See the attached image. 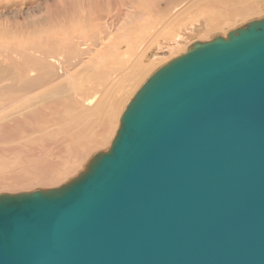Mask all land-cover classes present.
<instances>
[{
    "label": "water",
    "instance_id": "water-1",
    "mask_svg": "<svg viewBox=\"0 0 264 264\" xmlns=\"http://www.w3.org/2000/svg\"><path fill=\"white\" fill-rule=\"evenodd\" d=\"M0 264H264V18L155 72L75 179L0 195Z\"/></svg>",
    "mask_w": 264,
    "mask_h": 264
},
{
    "label": "bare ground",
    "instance_id": "bare-ground-1",
    "mask_svg": "<svg viewBox=\"0 0 264 264\" xmlns=\"http://www.w3.org/2000/svg\"><path fill=\"white\" fill-rule=\"evenodd\" d=\"M85 1H88L86 4L88 6V8L85 9L89 12V15L86 17V19L88 21L87 22L82 21V23L80 24L81 21H79V18H78V21H79V23H78L79 26H77L78 28L74 27L75 25H73V24L75 22H73L69 17L70 13H72V11L74 9L72 7L71 8L69 7L68 9L66 7L65 8L61 7L62 10L59 8L60 9V15L56 18L55 21L53 20L54 23H51V21L49 22L51 27L59 25V30L57 31L58 36L55 35V37L57 36L56 38L53 37V38L49 39L45 35L47 38L44 37V38H46V41L44 44V49L42 48L43 45L41 47H39L40 45L34 46L35 44H33V45L32 44H25V43H23V45L18 44L19 46H21V47H18L19 50L21 51V49H23V53L25 56L28 53L29 55L35 57L36 53H38V56L36 55L37 60L36 61L34 60L35 62L34 61L29 62L30 63V64L28 63L29 66H27L28 65L27 63L26 64L23 63L28 68L26 67L27 69L24 72V76H25L24 78H23L22 73L20 72L21 73L20 77L22 76V78H23V80L21 79L22 81L19 78V70H20L19 68H21V66L20 67L18 66L19 68L17 69V65L15 66L14 63L13 64H5V63H7V62H4L7 60L6 58H5V60H3L4 65H0V129L2 128L6 132V131H8L7 129L9 127L12 128V126H13L15 129V126L17 125L19 129L16 127L15 131L19 132V134H20V131H21V133H24L23 129H25L24 131H26L25 126H27V128H28L27 131L28 132L30 131L33 134L37 130L36 127H39V125H40V129H41L40 134H45V135L48 134V135H46V136H49L48 138L52 137L51 138L52 143L51 142H49V143H51L53 145V142H54V144H55V142H60L63 145V147H62L63 150H61V153L64 154L63 159L61 160V162L63 164L71 158H79L80 156L85 155L87 153V151L92 149V148H94V150H92V152H95L96 154L101 153L100 151L102 148H106V150H103L104 152H106L109 149V147H110V145H111V143L115 137L116 131L118 130V127L120 124V118H121L123 111L127 107L128 103L133 99V97L138 92V90L142 87V85L145 82H147L148 79L155 72H157L158 70H160L164 66L168 65L173 60H175V59L181 57L182 55H184L185 53H187L188 49L194 43H208V42H210L216 38L226 39L227 35H225V34H228V32L225 34H222V32H223L222 29L217 26L220 22H218L215 19H217L218 14H220L222 11H223V14H225V12H227L228 10L230 12L231 10L233 11L234 8H236V7H233V5L230 8L229 7L230 5L229 6L227 5V4H229L230 0H226L228 3H226V1L224 0L225 4L223 1L222 2L217 1L216 6H214V7H217V9L211 8V6L209 8L202 9V11L205 12V14H210L208 17H210V20H214L216 23H213L210 26V20L208 19V17L204 16V17H200V18L196 19L189 26H184V27L179 28L178 31H175L174 34L170 38H168L166 40H162L155 45L156 47L154 49L156 50V52H155L154 57H153L155 61L148 62V61H146V54H147L148 50L150 49V47L147 46V43L149 41L150 36L156 34L159 31V29H162V27L169 20L167 22H163V23L159 22L156 24H150L149 18L151 16H149V18L146 21L141 22V24L138 25L139 28H136L135 24H133V26H131L130 31H129L131 33L125 32L126 33L125 34L124 32H122V33H124V35H123L124 38H123V40H121V42L119 44L112 43L109 45V44H105V41H108L105 39L109 36H108V34H107V37H106V35H104L107 32L109 33V31H108L109 27H106V26L100 27L101 22H99L100 24L98 23V21H99L98 16H95V14L92 12L96 9L102 10L104 5H106V2H104L105 3L104 4L102 0H82L81 6L84 5ZM124 1H123V5H124ZM167 2L169 3L170 1H167ZM178 2H180V0ZM231 2L234 3V0H232ZM116 3H118V2H116ZM165 3H163V4L166 5L167 3L166 4ZM181 3H180V5H181ZM240 3H242V2H240ZM63 4H65V3H63ZM112 4L115 5L114 2ZM86 5H84V8H86L85 7ZM107 5H108V3H107ZM174 5H172V6H174ZM180 5H179V7H180ZM59 6H61V5H59ZM72 6H73V4H72ZM129 6H131V4H129ZM167 6H168V4H167ZM117 7L115 6L116 10H118ZM163 7H165V6H163ZM84 8H81V9L83 10ZM59 9H57V10H59ZM70 9H73V10H70ZM79 10H80V8H79ZM103 10H105V8ZM131 10H133V9H131ZM135 10H137V9H135ZM164 10H167V9L165 8ZM177 10H178V8H177ZM87 11H86V13H87ZM118 11H120V10H118ZM138 11H136V12L138 13ZM75 12L77 13V11H75ZM112 12H115V11H112ZM82 13H83V11H82ZM105 13H107V12H105ZM139 13H138V15H139ZM142 13L140 15L145 14V12L143 14ZM66 14H67V16H66ZM114 14L112 13L111 16H114ZM117 14L122 17L121 13H117ZM122 14L124 16V13H122ZM148 14H151L150 11ZM170 14H171V12H170ZM100 15L101 14H99V16ZM73 16H72V18H73ZM132 16L134 17V15H132ZM101 17L102 16H100V18ZM68 18H69V21H68ZM114 18H115V16H114ZM76 19H77V17H76ZM105 19L106 18L104 16V19L101 18V21H104ZM80 20H84V19L81 18ZM113 20H112V22H113ZM117 20L118 19H116V21ZM45 22H44V24H45ZM126 22H127V20H126ZM172 22H173V20H172ZM83 23H87L85 25V28H83L84 27ZM104 23H105V21H104ZM113 23L115 24V22H113ZM116 23L118 24V22H116ZM119 23H120V21H119ZM127 23H130V21ZM66 26H69L70 30H66L65 29ZM118 26H120V25H118ZM44 27L46 28L47 26L44 25ZM165 28H167V26L164 27L163 31H161L159 33L161 36H163V34H165L167 32ZM117 30H118V28H117ZM235 30H237V29H235ZM54 31H55V29H54ZM113 31H115V30H113ZM113 31H111L112 35L114 33ZM49 32H51V31L49 30ZM113 36H115V33ZM112 38H114V37H112ZM113 41H114V39H113ZM13 49H15V48H13ZM17 51L15 50L16 57L19 54L18 52H20V51H18V52ZM6 52H8V49ZM91 52H94L93 53L94 55L92 54L93 56H90ZM8 53H10V52H8ZM163 53L164 54L168 53L170 55L173 53L174 56L173 57L171 56L172 58L170 60L165 59V60L161 61L162 65L159 64V66H157V64L155 62H158L160 55ZM11 55L13 57V54H11ZM84 56H86L84 58V61L87 60L88 65L82 64V66H81L80 63H84V61L82 62V59H83L82 57H84ZM14 57H15V55H14ZM9 59H10V57H9ZM15 59H17V58H15ZM13 61L14 60H12V62ZM29 61H30V58H29ZM18 65H20V64L18 63ZM154 65L157 66V67L155 66L156 69L153 68ZM151 69L153 71H151L152 73L150 74L149 71ZM147 73H149V74H147ZM145 74H146V76L148 75V77L144 76ZM142 76L144 77L145 81H142V83L139 84L141 82L140 78ZM127 94L129 96H127ZM125 97L126 98L128 97V98L125 100ZM37 114L40 117H34V116H37ZM115 114H117V116ZM42 115L44 116L43 117L44 119L42 118L40 121V119H38V118H41ZM114 115L116 117H118L117 121L115 120L116 118ZM30 116H33L34 118H36L35 120L32 119V121H35V122L39 121L41 123L38 126H37V124L32 123V121H30L31 120ZM26 119H28L29 122ZM113 119L115 121L114 123L116 124V126L114 128L112 125V128L114 129L112 137L110 139H106L105 133H106L108 128L111 129V127L109 125ZM23 120H25L26 122L24 121L25 122L24 123ZM9 123L11 125H8ZM23 123L25 124V126ZM20 124L22 126L19 127ZM34 124L36 125V127H34V129L35 128L36 129L34 130L32 128L34 131H31L30 128L33 127ZM5 125L8 126L7 129L5 128V127H7ZM29 125L30 126L32 125V126L30 127ZM2 126H4V127H2ZM95 127L98 128V131H94ZM10 128H9V130H11ZM50 128H51V130H50V132H48L47 130H49ZM14 129L12 128L13 131H14ZM13 131H11V132H13ZM1 132L3 133V131H1ZM5 132H4V134H5ZM17 132H16V134H14L15 132H13L11 134H9V132H6V136H7V133L11 136L17 135L19 137V138L17 137V143L14 141L12 143V141L10 140L14 136L13 137L9 136L10 139H7V140H10V142L6 141V139H3L4 141L2 139L1 140L4 142V144L8 142L7 144L16 143L18 145V139H19L20 143H22V142L24 143V140L21 142V138H22L21 136L23 135V139H25L24 138V137H26V136H24L25 133L19 135ZM31 133L25 134V135L30 134L29 140H28V138H26L28 140L27 144L29 142L31 143V138L35 139L34 135H31ZM31 136H33V137H31ZM27 137H29V136L27 135ZM12 140H14V139H12ZM33 142L34 141H32V143ZM43 143H44V140H43ZM46 144H44V145L46 146ZM104 144H105V147H104ZM23 145L26 146L25 143ZM44 145H42V147H44ZM56 145H57V143H56ZM5 146H8V145L5 144L4 149H6ZM9 146L11 147V145H9ZM12 146L15 147L14 145H12ZM10 147H7V148H10ZM13 147L10 149L14 150ZM16 147L18 148V146H16ZM34 147H35V145H34ZM51 147L52 146H50V147L48 146L47 150L51 151V150H49V148H51ZM54 147H56V146H53V148ZM57 147H58V145H57ZM29 148H28V153L26 151L22 150V153L25 155H23L21 153L20 154L23 156H26V158H28L27 157L28 155L34 154L35 152L32 150L33 148L31 149L32 151H30V152H29ZM19 150H20V148H19ZM54 150H55V148H54ZM6 151H7V149H6ZM6 151H5V153H6ZM17 151H18V149H17ZM8 152L10 153L9 150H8ZM92 152H91V154H92ZM26 153H27V155H26ZM58 154H59V151H58ZM91 154L89 157H86L84 159V161L80 164L79 168L77 170H75L76 172H74L73 174L71 172L72 175L69 173L70 175H67V178H64L65 179L64 181H67V179H68V181L63 183L62 185H64V184L68 183L69 181L75 179L81 172L84 171L81 168L82 167H84V169L86 168L91 157L93 156ZM21 155H20L21 158H18V160H20V162H17V164L21 163V161H23ZM31 156L33 157V155H31ZM31 156H29V157H31ZM26 158H25V160H26L25 165L27 163L29 164V165H26V167L28 166V167L33 169V170L31 169L30 171H29V169H27L29 171V173H31V177L25 178L27 176L26 173H25L26 175L25 174L22 175V171H23L22 168H24L23 167L24 165L21 166L22 168L17 166L16 168L21 169V170L20 169L19 170L17 169V170L20 171L21 175H19V176H22V177H19V176L17 177L18 173L16 172L14 174L16 176L15 179H13L14 175H12V180L10 181L11 183L7 184V185L5 183H3L5 180L3 181L0 179L1 180L0 181V188H2V187L11 188V187L20 186V189H21L22 187H25V186L33 185L34 187H36L37 185H39L38 187H42V188H39L40 190H51V189H56V188L60 187V186H58L56 188L55 187L53 188V186H55L57 184L56 178L59 174V173H57V170H58L57 167H59V165H60V168L62 169L64 167H66V165H61L62 163L60 162L61 163L60 164L57 161L56 162L57 164L55 163L57 165V167L55 166L56 168L54 169L51 167L53 165H51V164L48 165L47 163L42 164L41 160H38V162L36 163V161L33 158H32V160L34 162L30 161L29 158L28 159H26ZM58 158H60V156ZM38 159H39V157H38ZM41 159H43V158L41 157ZM21 164H24V162H22ZM7 165L8 164L1 166V169H3V170H0V174L7 169ZM77 165H79V163ZM14 167H15V165L11 168H14ZM11 168H9V170ZM69 170H71V169H69ZM13 171H15V170H12V172L9 171L10 174H13ZM3 174L4 173H2L1 175H3ZM7 174L5 173L4 176ZM1 175H0V178H1ZM7 176L9 177L11 175L8 174ZM71 177H73V178H71ZM58 180H60V179L58 178ZM62 181H60V182H62ZM34 187H32V189H34ZM27 190L30 191V189H24L22 191H24L23 193H25V191H27ZM13 191L7 189V191H5V192L1 191L0 195H3V194H6V195L19 194V193H15L16 191H14V193H13ZM22 191L20 193H22ZM34 191H36V190H34ZM26 193H29V192H26Z\"/></svg>",
    "mask_w": 264,
    "mask_h": 264
},
{
    "label": "rangeland",
    "instance_id": "rangeland-1",
    "mask_svg": "<svg viewBox=\"0 0 264 264\" xmlns=\"http://www.w3.org/2000/svg\"><path fill=\"white\" fill-rule=\"evenodd\" d=\"M102 1H103V3L106 2V5H104V7L102 8V10H99V9L98 10L97 9L94 10L93 9L95 12L94 11H92V12L95 14V16H98V18H99L98 23L101 22V24L99 23L100 24V27H103V26L109 27V29H108L109 33L107 32L106 34H104V35H106V37H107V34L109 36V37H107L108 39L105 37L106 38L105 40H108V41H105V44H109V45L112 44V43L119 44L121 42V40H123V38H124L123 37L124 33L125 32L128 33L130 31L131 26H133V24H135L136 28H139L138 25L141 24V22L146 21L149 18V16H151L149 18L150 24H156V23H159V22L160 23L161 22L163 23V22H167L169 20L162 27V29H159V31L156 34L150 36L149 41L147 43V46H149L150 49L148 50V52L146 54V61H148V62L155 61L153 57H154V54H155L156 50L154 48L156 47L155 45L158 42L170 38L174 34L175 31H178L179 28L184 27V26L191 25L196 19H198L200 17H204V16L208 17L210 14H205V12H203L202 9L209 8L210 6H211V8H216L217 9V7H214V6H216L217 1H220V2L223 1L224 2V0H180V2H178L179 0H166V1L165 0H125V1L124 0H117V1L116 0L115 1L114 0H102ZM123 1H124V5L125 6L123 5ZM164 1L168 4V6H167V4ZM167 1H170V2L168 3ZM231 1L232 0H230L229 1V4H227V5L228 6L230 5L229 6L230 8H231L232 5H233V7H236V8H234V10L233 11L231 10L230 12L228 10L227 12H225V14H223V11H222L220 14H218L217 19H215L218 22H220L217 26L219 28H221L222 31L224 32V33L222 32V34H225L227 32L229 33L231 31H234L235 29H239V28L244 27L245 25H247L248 23H250L252 21H258V20H261V19L264 18V0H240V1L239 0H234V3H232ZM87 2L88 1H85L84 5H86ZM113 2H114L115 5L112 4ZM116 2H118V3H116ZM240 2H242V3H240ZM63 3H65V4H63ZM81 3H82V0H68V1L67 0H59V1L58 0H0V65H4V62H7L5 64H13L14 63L15 66L17 65V69L21 66V68H19L20 69L19 70V78H20V80L21 79L23 80V78L25 77L24 76V72L28 68L27 66H29V64H30L29 62H32L34 60L36 61L37 60L38 53H36L37 56L35 55V57L29 55L28 53H27L28 55L26 54V56H25L24 53H23V49H21V51L19 50L18 47H21V46H19L18 44H20V45H23V43H25V44H32V45L35 44L34 46H36V45L39 46L40 45L39 47H41L43 45L42 48L44 49V44H45V41H46V38L47 37L49 39H51V38L55 37V35L58 36L57 31L59 30V25L58 26L51 27V25H50L49 22L51 21V23H54L53 20L55 21L56 18L60 15V9L62 10L63 7L64 8L66 7L67 9L69 7L70 8L72 7L74 9V10L73 9H70V10H73V11L69 15L70 19L73 22H75L73 24V25H75L74 27L79 26V24H78L79 21H81L80 24L82 23V21L83 22H87L88 20L86 19V17L89 15V12L87 10H85V9H87L88 6L86 5L85 6L86 8H84V5L81 6ZM107 3H108V5H107ZM163 3H165L166 5H164ZM180 3H181V5H180ZM226 3H228V2L226 1ZM72 4H73V6H72ZM129 4H131V6H129ZM224 4H225V2H224ZM59 5H61V6H59ZM172 5H174V6H172ZM179 5H180V7H179ZM115 6L116 7L118 6L117 7L118 10H120V11L122 10V11L120 12V11L116 10ZM163 6H165V7H163ZM79 8H80L81 11L79 10ZM81 8H84V9L82 10ZM104 8H105V10H103ZM134 8L137 9V10H135ZM165 8L167 10H164ZM177 8H178V10H177ZM57 9H59V10H57ZM131 9H133L134 11L131 10ZM75 11H77V13ZM82 11H83V13H82ZM86 11H87V13H86ZM112 11H115V12H112ZM136 11H138V13L140 12L139 15H138V13ZM149 11H150L151 14H148ZM105 12H107V13H105ZM111 12L113 14L115 13L114 14L115 18H114V16H111L112 15ZM142 12L143 13L145 12V14H143ZM170 12H171V14H170ZM117 13H121L122 17L120 15H118ZM122 13H124V16H123ZM141 13L143 15H140ZM67 14H66V16H67ZM99 14H101L100 16H102L101 18H103V19H104V16H105V18L108 21L106 19L104 20L105 23H104V21H101V18L99 16ZM131 14L134 15V17ZM72 16H73V18H72ZM76 17H77V19H76ZM78 18H79V21H78ZM81 18L84 19V20H80ZM116 19H118V20L116 21ZM208 19L210 20V17H208ZM112 20H113V22H115V24L112 22ZM126 20H127V22L130 21V23L132 25L130 23H127ZM172 20H173V22H172ZM68 21H69V18H68ZM119 21H120V23H119ZM44 22H45V24H44ZM116 22H118V24ZM213 23H216V22L214 20H210V26ZM83 24H84V27L83 28H85V25L87 23H83ZM44 25L47 26V27L45 28ZM118 25H120V26H118ZM166 26H167V28H165V29H166L167 32L165 34H163V36H161L159 33L161 31H163L164 27H166ZM69 28H70L69 26H66L65 29L66 30H70ZM117 28H118V30H117ZM54 29H55L56 32L54 31ZM49 30L51 32H49ZM110 30L111 31L115 30V31H113L115 33V36H113L114 33L112 35V33H111ZM122 32H124V33H122ZM129 33H131V32H129ZM225 35H227V34H225ZM44 37H46V38H44ZM112 37H114V38H112ZM113 39H114L115 42L113 41ZM13 48H15V49H13ZM7 49H8V52H10V53L6 52ZM15 50L16 51L17 50L20 51V52L17 51L19 54L21 53L20 55L17 53L18 54L17 57H16V54H15L16 53ZM93 53L94 52H91L90 56H93L94 55ZM11 54H13V57H12ZM14 55H15V57H14ZM171 56L172 57L174 56L173 53L171 55L168 54V53H165V54L163 53V54L160 55V58H159L160 60L158 59V62L159 63L158 62H155V63L157 64V66H159V64L162 65V62L161 61H163L165 59L170 60L172 58ZM9 57H10V59H9ZM85 57L86 56L82 57L83 58L82 59V62L84 61V58ZM5 58L7 60L3 62V60H5ZM15 58H17V59H15ZM29 58H30V61H29ZM11 59L14 60V61L12 62ZM17 62L20 65H18ZM23 63H25V64L26 63L27 64L29 63V64L27 66H25ZM80 64H81V66H82V64L88 65L87 60H85L84 63H80ZM155 66L156 65H154L153 68L156 69L157 66L156 67ZM152 69L149 71L150 74L152 73L151 71L154 70V69L153 70ZM20 72L22 73L23 78H22V76L20 77V74H21ZM149 73H147V74H149ZM144 76H146V74ZM146 77H148V75ZM140 79L139 80L141 82L138 80L140 82V83L138 82L139 84H141L142 81H145V79H144L143 76ZM127 96H129V95L127 94ZM127 98L125 97V100ZM115 115L117 116V114H115ZM116 116H115L116 119L115 118L114 119L117 121V118L118 117H116ZM32 117L33 116H30V118H31L30 121H32V119L35 120L36 118H34V117H40V116L37 114V116H34L33 118ZM43 117L44 116L42 115L41 118H38V119H40V121H41V119ZM114 119L112 120V122L109 125L111 127V129L108 128L107 131H106V133H105V138L106 139H110L112 137V134H113V131H114V129L112 128V125H113L114 128L116 126V124L114 123L115 122ZM26 120H28V119H26ZM24 121L25 120H23V122ZM28 122H29V120H28ZM32 123H35L38 126L41 122H39V121H36V122L35 121H32ZM35 124L33 125V127H31L32 125L31 126L29 125L31 127L30 128L31 131H34L37 128V130L33 134L30 131L29 132L27 131L28 128H27V126H25V124H24V126L26 127V131H24L25 129H23V132L25 134L26 133H31V135H34L35 139L34 138H31V143H32V141H34L32 144L30 142L27 144V142H28V140L30 138V134H27L29 137H27V135H25L24 133H21V131H20V134H19V132L15 131L16 130V127L18 128L17 125L15 126V129L12 126V128L14 129V131L10 127L9 128L11 130H9L8 126L5 125V126H7L5 128L6 129L8 128L7 129L8 131H6V132H9V134H11L13 132H15L14 134H16V132H17L19 135L24 134V136H26V137H24L25 139H23V135H22L21 136L22 137L21 138V142L24 140V143L26 144V146L23 145L24 144L23 142L20 143L19 142V139H18V145L16 144L17 143V137H18L17 135L16 136L15 135H12L11 136V135H9L7 133V136H6V132L2 128H1L2 130L0 129V132L3 131V133L1 132L2 134L0 133V143L2 144V145L0 144V147L2 148V149L0 148V151H1L0 152V170H3V169H1V166L8 164L7 165V169L5 171H3L2 173H4V174L5 173L6 174L8 173L9 175H11V176L8 177L7 176L8 174L5 175V176H4V174L1 175L2 173L0 174L1 175V178L0 179L3 180V181L5 180L6 182L4 181L3 183H5L6 185L11 183L10 181L12 180V175H14L16 172L18 173L17 174V177L19 175H21L20 174V171H18L20 168H16L17 166L21 167V166L24 165L23 166L24 168L21 167L22 170H23L22 171V175L26 173L27 176L25 178H27V177L30 178L31 177V173H29V171L32 168H30L28 166L26 167V165H29V164L27 163L25 165V162H26L25 158H26V156H23L25 154L22 153V150L23 151H26L28 153V148L30 146L31 147L29 148V152L33 150L35 153L34 154H30L29 153L30 155H28L27 157L32 162H34L32 160V158L36 161V163L38 162V160H41V163L42 164L43 163H47L48 165L51 164V165H53L51 167L55 169L57 167V165H56L57 163L56 162L58 161V163H60L61 160L63 159V155L64 154L61 153V150H63L62 149L63 145L60 142H55V144L53 142V145H52L51 144L52 143V139H51L52 137L48 138L49 136H46L48 134H46V135L45 134H40V132H41L40 125H39V127H36ZM8 125H11V124L9 123ZM20 126H22V125L20 124L19 127ZM2 127H4V126H2ZM34 127H36V128L34 129ZM51 128L49 130H47V131L50 132ZM11 131H13V132H11ZM94 131H98V128L95 127L94 128ZM4 132H5V134H4ZM9 136H11V137L14 136V137L10 139ZM31 137H33V136H31ZM26 138H28V140ZM1 139L2 140L3 139H6V141H8V142H10V140H11L12 143H13V141L16 142V143H14V144H12V143L7 144L8 142L5 143L6 145H8V146H5L6 149H7V151H6V149H4V145H5L4 142H3L4 140L2 141ZM7 139H10V140H7ZM12 139H14V140H12ZM43 140H44V143H43ZM47 142L48 143L51 142V143L48 144ZM56 143H57L58 147H57ZM44 144H46V146ZM105 144H104V147H105ZM9 145H11V147ZM12 145H14L15 147L18 146V148L16 147L18 149V151ZM34 145H35V147H34ZM42 145H44V147H42ZM47 145L49 147L52 146L51 148H49V150H51V151H48L47 150V148H48ZM53 146H56V147H54L55 150H54ZM7 147H10V148L13 147L14 150H11L10 148H7ZM19 148H20L21 151L19 150ZM8 150L10 151V153L8 152ZM92 150H94V148L88 150L85 155L80 156L79 158H71V159H69L67 162H65L66 164L65 163L63 164L61 162L62 164L61 163L60 164L61 165H66V167H64L62 169L60 168V165H59V167H57V169H58L57 170V173H59V174H58L56 180H57V184L58 185L56 184L55 186H53V188L54 187L56 188L58 186H61L63 183L67 182L68 179H67V181H64L65 180L64 178H67V175H70L71 172H72V174L74 172H76L75 170H77L79 168L80 164L84 161V159L86 157H89L90 156ZM103 150H106V148H102L100 152H104ZM5 151H6V153H5ZM58 151H59V154H58ZM20 153L23 154V155H21ZM27 153H26V155H27ZM94 154H96V153L95 152H92L91 155H94ZM20 155L22 156V160H23V161H21V163L24 162V164H21V163H18L17 164V162H20V160H18V158H21ZM31 155H33V157ZM29 156H31V157H29ZM59 156H60V158H58ZM38 157H39V159H38ZM41 157L43 159H41ZM28 158H26V159H28ZM78 163H79V165H77ZM14 165H15V167L14 168H11ZM9 168H11V169L9 170ZM27 169H29V171ZM69 169H71V170H69ZM81 169L84 170V167H82ZM12 170H15V171H13V174H10V172H12ZM15 177L16 176L14 175L13 176V179H15ZM19 177H22V176H19ZM58 178L60 180H58ZM71 178H73V177H71ZM60 181H62V182H60ZM38 186L39 185H37L36 187H34L33 185H31V186H25V187H22L21 189H20V186H18V187H11V188L2 187V188H0V194H1V191L2 192H5V191H7V189L8 190H11V191L14 190V191H16L15 193H20L24 189H30V191L27 190V191H25V193L26 192H32L34 190H40L39 188H42V187H38ZM32 187H34V189H32ZM14 191H13V193H14ZM23 192L24 191H22V193Z\"/></svg>",
    "mask_w": 264,
    "mask_h": 264
}]
</instances>
